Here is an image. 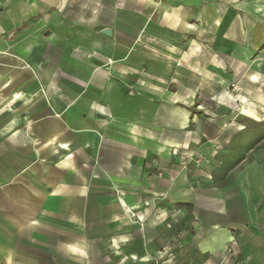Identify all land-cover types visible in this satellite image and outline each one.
<instances>
[{"label":"crops","instance_id":"1","mask_svg":"<svg viewBox=\"0 0 264 264\" xmlns=\"http://www.w3.org/2000/svg\"><path fill=\"white\" fill-rule=\"evenodd\" d=\"M199 50L264 84V0H0V264H152L121 227L179 192L205 264H264V145L166 87Z\"/></svg>","mask_w":264,"mask_h":264},{"label":"rangeland","instance_id":"2","mask_svg":"<svg viewBox=\"0 0 264 264\" xmlns=\"http://www.w3.org/2000/svg\"><path fill=\"white\" fill-rule=\"evenodd\" d=\"M260 53V52H258ZM177 62L180 77L177 83L172 79L166 83L168 90H180L185 96L181 102L196 104L202 102L206 116L219 117L225 115L229 123L243 126L247 136H254V145L248 147L245 157L248 158L255 147L264 145V84L253 83L249 78H241L231 59L221 52L212 51H181ZM213 61L215 69H209ZM208 65V66H207ZM219 70V71H218ZM264 71V68L262 69ZM216 158L222 161L225 154L216 149ZM183 170V187L188 186L190 176H198L203 171V162L198 159L181 163ZM200 181V180H199ZM181 195L167 196L166 210L155 216L152 211L130 212V220L134 221L133 229L126 223L121 227L119 239L115 246L119 251L133 250L159 252L151 259L152 264H205L195 253L194 246V216L191 210L190 197L185 192ZM128 231L127 239L125 238ZM110 250V247L108 248ZM227 264V263H226Z\"/></svg>","mask_w":264,"mask_h":264},{"label":"built area","instance_id":"3","mask_svg":"<svg viewBox=\"0 0 264 264\" xmlns=\"http://www.w3.org/2000/svg\"><path fill=\"white\" fill-rule=\"evenodd\" d=\"M231 256H233V248L228 246L224 251L223 261H228Z\"/></svg>","mask_w":264,"mask_h":264},{"label":"water","instance_id":"4","mask_svg":"<svg viewBox=\"0 0 264 264\" xmlns=\"http://www.w3.org/2000/svg\"><path fill=\"white\" fill-rule=\"evenodd\" d=\"M105 32H106V33H109V32H110V30H109V29H106V30H105Z\"/></svg>","mask_w":264,"mask_h":264},{"label":"bare ground","instance_id":"5","mask_svg":"<svg viewBox=\"0 0 264 264\" xmlns=\"http://www.w3.org/2000/svg\"><path fill=\"white\" fill-rule=\"evenodd\" d=\"M145 260H147V258H145Z\"/></svg>","mask_w":264,"mask_h":264}]
</instances>
